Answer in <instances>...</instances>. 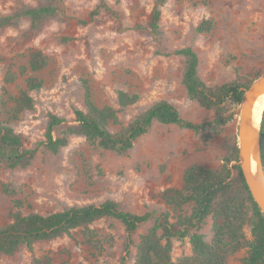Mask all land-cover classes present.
<instances>
[{"label":"rangeland","instance_id":"rangeland-1","mask_svg":"<svg viewBox=\"0 0 264 264\" xmlns=\"http://www.w3.org/2000/svg\"><path fill=\"white\" fill-rule=\"evenodd\" d=\"M44 0H0V13L9 14L20 3L40 4ZM156 0H59L55 19L43 20L31 29L26 19L15 27L0 28V122L20 134L22 147L38 148L24 168L0 164V224L22 202L25 213H48L74 205L100 204L115 200L125 211L151 218L134 233V243L153 225L154 217L167 210L161 193L179 188L184 170L192 164L220 169L224 157L238 150L240 107L233 106L229 119L218 129L211 125L194 131L176 124L154 121L126 153L102 149L84 136L69 137L57 153L40 145L50 114L74 118L82 109L84 86L91 88L96 104L118 108L119 90L137 93L139 100L118 114L121 124L110 125L113 132L137 115L164 100L180 115L193 122H212L214 109H205L188 97L182 83L184 58L170 52L191 47L198 55V74L210 86L233 80L238 75L258 78L264 74V0H166L161 6L160 34L148 27ZM98 10L93 14V11ZM211 20L207 33L195 32L202 20ZM33 50L47 57L46 66L35 73L43 81L30 91L32 109L16 118L14 103L25 89L29 73L21 74ZM14 76L7 82V75ZM16 190L3 191L4 185ZM190 212L189 208H185ZM174 212H172L173 214ZM96 237L105 240L102 248L87 241L81 229L53 240L38 241L35 256L50 254L53 264H119L125 254V228L108 217L91 224ZM251 225L244 233L251 239ZM211 238V219L200 229ZM188 237L172 240V261L191 254ZM136 247L126 258L135 259ZM247 248L229 256L228 264H244ZM32 254L22 247L12 255L0 254V264H31Z\"/></svg>","mask_w":264,"mask_h":264},{"label":"trees","instance_id":"trees-1","mask_svg":"<svg viewBox=\"0 0 264 264\" xmlns=\"http://www.w3.org/2000/svg\"><path fill=\"white\" fill-rule=\"evenodd\" d=\"M59 0H44L40 4H18L9 14L0 13V28L15 27L21 20L30 22L31 29L38 28L46 19L57 18ZM166 0H156L148 21V27L160 34L159 21L161 6ZM98 10L93 11L97 13ZM213 28L212 21L202 20L195 28L197 33H207ZM169 54L184 58L182 83L188 97L205 109H214L217 116L212 122H193L183 118L179 111L167 101L161 100L137 115L130 123L113 132L110 125L121 124L118 114L139 100L137 93L119 90L118 108L104 104L99 106L92 98L89 85L84 86L82 109H75L74 118L67 120L50 114L46 123L44 140L40 142L46 151L57 153L68 144L73 135L84 136L98 147L126 153L134 141L143 135L154 122L176 124L194 131H200L211 125L218 129L228 121V113L233 106L242 103L245 91L256 78L238 75L226 83L210 86L198 74L199 58L191 47L176 49ZM47 64V57L41 50H33L27 65L20 68L21 74L29 73L25 80V89L17 96L8 94L14 103L12 116L17 117L25 110L32 109L34 99L30 91L42 86V79L35 75ZM14 76L7 75L6 81L12 82ZM261 155L264 165V110L261 127ZM38 153V148H23L22 139L10 125L0 122V164L8 168L28 166ZM238 159V150L224 157L220 169L207 168L201 164L188 166L183 173V182L179 188L167 187L161 198L168 208L154 217L153 225L139 236L134 243V233L138 227L151 218L150 213L137 214L125 211L112 199L100 204L74 205L63 210L25 213L22 202L16 201L17 209L11 214V221L0 224V254L12 255L25 247L32 254L31 264H53L50 254L35 256L34 245L38 241L53 240L69 235L74 229H81L97 248H102L105 240L96 237L91 224L103 218L119 220L125 228L123 255L119 264H127L131 247H136L132 264H228L229 256L246 247L244 264H264V215L253 200L243 177L240 165H230ZM3 191L14 195L16 190L4 185ZM189 208L190 212H186ZM172 212H174L172 214ZM207 218L211 219V238L205 239L200 229ZM246 224L251 225V239L244 233ZM188 237L191 254L172 261L173 238Z\"/></svg>","mask_w":264,"mask_h":264},{"label":"water","instance_id":"water-1","mask_svg":"<svg viewBox=\"0 0 264 264\" xmlns=\"http://www.w3.org/2000/svg\"><path fill=\"white\" fill-rule=\"evenodd\" d=\"M264 92V74L254 80L245 91L240 104L238 148L239 161L243 177L249 188L251 196L264 215V165L261 155L260 127L258 131L252 129V108L256 98ZM263 113V112H262ZM262 120V117H261ZM251 159L257 166V176L251 174Z\"/></svg>","mask_w":264,"mask_h":264},{"label":"bare ground","instance_id":"bare-ground-1","mask_svg":"<svg viewBox=\"0 0 264 264\" xmlns=\"http://www.w3.org/2000/svg\"><path fill=\"white\" fill-rule=\"evenodd\" d=\"M264 110V92L260 94L254 103L252 108V129L256 132L259 129V124L262 117V112ZM251 174L256 177L257 176V166L254 159H251Z\"/></svg>","mask_w":264,"mask_h":264}]
</instances>
